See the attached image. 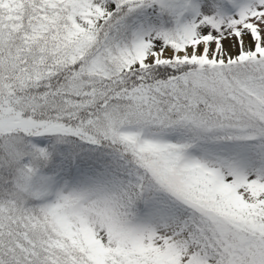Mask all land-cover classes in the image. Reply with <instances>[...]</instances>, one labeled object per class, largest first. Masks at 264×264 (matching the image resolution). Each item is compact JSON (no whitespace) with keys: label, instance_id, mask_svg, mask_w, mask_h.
Returning <instances> with one entry per match:
<instances>
[{"label":"snow or ice","instance_id":"obj_1","mask_svg":"<svg viewBox=\"0 0 264 264\" xmlns=\"http://www.w3.org/2000/svg\"><path fill=\"white\" fill-rule=\"evenodd\" d=\"M0 264H264V0H0Z\"/></svg>","mask_w":264,"mask_h":264}]
</instances>
